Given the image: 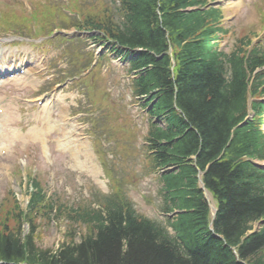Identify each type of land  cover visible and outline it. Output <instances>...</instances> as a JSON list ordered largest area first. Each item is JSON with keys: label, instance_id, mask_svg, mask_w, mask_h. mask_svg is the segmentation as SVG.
I'll list each match as a JSON object with an SVG mask.
<instances>
[{"label": "trees", "instance_id": "16d2710c", "mask_svg": "<svg viewBox=\"0 0 264 264\" xmlns=\"http://www.w3.org/2000/svg\"><path fill=\"white\" fill-rule=\"evenodd\" d=\"M127 3L130 28L123 35L124 42L144 48L142 61L149 67L142 86L157 90L160 107L172 110L176 102L188 121L183 124L179 120L171 131L160 132L161 140L168 143L179 138L172 146H163L160 159L180 167L179 173L166 176L172 193L168 201L173 209L184 210L175 224L180 242L125 211L126 206H111L105 215H75L77 220L93 222L81 232L79 242L71 239L54 252L40 251L34 244L35 225L31 224L24 237L21 230V219L28 217L32 223L30 215L45 207L35 194L30 213L24 214L17 206L14 228L0 225V261L20 262L29 253L32 264H240L231 250L235 247L246 264H264V224L249 233L252 222L264 218V177L241 159L245 154L264 155V140L251 127L232 132L245 106V64L253 69L263 58L251 56L248 62L233 58V79L227 84L225 62L213 50L206 21L215 16L185 11L189 6H202L204 0ZM169 43L176 46L175 75L169 55L155 58L166 52ZM192 156L200 168L207 169L206 185L218 200L215 229L224 237L222 244L207 229L208 205L197 186ZM73 233L76 236L77 232Z\"/></svg>", "mask_w": 264, "mask_h": 264}, {"label": "rangeland", "instance_id": "374dc122", "mask_svg": "<svg viewBox=\"0 0 264 264\" xmlns=\"http://www.w3.org/2000/svg\"><path fill=\"white\" fill-rule=\"evenodd\" d=\"M86 1L89 2L92 0H86ZM255 8L257 11L264 9V3L263 2L258 3L255 6ZM35 10H36V12L43 14V15H44V13L47 12V8H44L40 4L36 5ZM5 13H6V8H0V17L3 16ZM254 19H255V16L251 13V11H249L247 13V16L245 17V22L250 23ZM236 24L237 23H235V25ZM238 27H239V25L236 26V30ZM6 35H9L10 37H12L14 39L17 38V37H13V34H1L0 37H5ZM2 41H4V40H2ZM40 41H41V39L26 37L25 40L20 41V42H22V44L20 45L19 48L21 50H25L28 53L32 52V48L39 49L40 52H42V54L44 56L51 58L53 56V51H54L53 49L55 47H57L58 42L45 43L43 45V47L45 49H47L48 50L47 51V50H43L40 48V45H38V43ZM66 46H68V45L66 44ZM78 47H80V46H78ZM11 50L13 52H15L16 48L13 47ZM88 79L90 80V84L94 89H98L99 87L102 86L100 84V77L99 78L89 77ZM39 83H41V81H39ZM80 83L82 85H85L84 80H81ZM63 87H65V84H63L60 87H58L57 89H55L53 91V93H56V94L65 93L62 90ZM68 91L69 92L67 93V96H68L67 101L70 104V113L73 114L75 109H76L75 108L76 104L73 101L74 88H71ZM94 101L98 102L97 95L94 97ZM79 103L81 106L84 105L83 94H82V96H80ZM100 106H101V108H109L106 101H104L103 104H101ZM29 111H30L31 115L29 116L27 121H28V123H31L32 113L35 111V109L30 108ZM58 114H59V112H55L53 115L54 118L57 119ZM53 138H55V137H53ZM53 147H54V144H50L51 152L53 151ZM35 151H36V149H33L32 153ZM43 154H44V151H42L38 147L37 153H36V160H37L36 170H37V172H35V173L39 179H41V178L44 179L45 184H46L45 187L49 193H55L56 195H61V196L67 197V195L64 192V191H66L68 194H70L72 192V195H70V196H76L80 190L86 192L85 183L88 179L92 180V176L94 178H96L95 174H93L91 164L88 160H85V166H84V163L82 164L83 168L87 169V171L85 170L86 173H83V175L81 177H79V176L75 177V176L65 172L66 166H67V168H69L70 166L64 165V163L61 161L60 155L52 154V155L46 156V158L48 160V163L46 164L43 162ZM17 164L18 163H14V168H13L14 172L13 173H14V176L16 178L15 179L16 182L19 183V185H18V183L16 184V189H17V186H20V189L16 190L18 192V198L21 200L22 206L24 207L26 205L27 200H28V195L26 194V190H25V187L27 186V184L25 182L27 179L24 176L21 177L20 175H18L16 173ZM28 169H30V168L28 167ZM98 170H99V175H102L100 169H98ZM106 170H107V172H109L108 167H106ZM27 171H29V170H26L23 172L26 173ZM3 173H4L3 175H0V184L2 182V184L0 186V225L6 224L8 226V228L12 229L16 226L14 220H16L15 217L17 216L16 215L17 214L16 213V206H17L18 202L10 194L11 190H9L8 187L10 185H12L11 182H14V177L10 173H6L4 171H3ZM73 179L74 180L75 179L80 180V182H81L80 188H78L77 185H74ZM98 186H101V184H98ZM22 188H23V190H22ZM35 222L38 223V227L36 228V233H35L36 241L43 248H50L52 250H55L58 248V246L60 245L61 241L63 240V238L65 236V232H68V228H70L69 231H71V228H73L72 230H75L74 226H76L78 228V226L76 224H74L75 222L68 219V218H61L60 221L51 219V221H48V222L43 220V222H45L46 224H42V222L39 218V219L35 220ZM80 225L83 227L82 230H84L85 225L84 224H80ZM27 228H28V225L22 226L24 233L27 232ZM22 237H24V236H22ZM76 239L77 240L79 239L78 234L76 235Z\"/></svg>", "mask_w": 264, "mask_h": 264}, {"label": "bare ground", "instance_id": "6f19581e", "mask_svg": "<svg viewBox=\"0 0 264 264\" xmlns=\"http://www.w3.org/2000/svg\"><path fill=\"white\" fill-rule=\"evenodd\" d=\"M66 116L67 114L62 113L63 119L61 121L64 122L66 120L64 117ZM13 118H14L13 111L10 109V107H7L0 112V138L2 142V147L5 152L7 151L8 148H10V145L12 143H14L17 139H19L18 134L10 133L8 131ZM37 118L42 124L41 133H39L37 130L32 131L31 129H29L27 132V135L29 137L33 138L34 136H37V139L39 141H43L44 146L47 149L46 136L49 133L53 132L54 129H56L57 131L63 133V135H61V137L58 140L59 146L63 149V152L64 151L67 152V150L71 151L70 153L73 156V158H78L80 156L79 149H78L79 145H76V146L74 145L75 139L73 138V131L71 133L69 131L66 132V128L63 126V124H59V121L54 120L52 118V113L46 111L45 107L44 109L42 108V114L38 116ZM23 140L24 141L26 140V135ZM9 151L7 152V155L9 154ZM65 160H67V158Z\"/></svg>", "mask_w": 264, "mask_h": 264}]
</instances>
